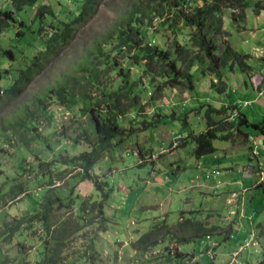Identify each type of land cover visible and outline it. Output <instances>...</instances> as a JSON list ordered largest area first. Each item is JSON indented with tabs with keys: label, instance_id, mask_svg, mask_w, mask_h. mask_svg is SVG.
<instances>
[{
	"label": "rangeland",
	"instance_id": "rangeland-1",
	"mask_svg": "<svg viewBox=\"0 0 264 264\" xmlns=\"http://www.w3.org/2000/svg\"><path fill=\"white\" fill-rule=\"evenodd\" d=\"M57 1L61 5L65 4L63 0ZM136 1L102 0L97 14L72 37L71 41L60 48L61 51L58 55L50 58L43 70L29 82L15 100L6 99L4 91L10 86L16 70L24 68L28 63L29 59L26 57V50L37 35L38 18L35 19L37 7L25 8L17 16L15 15L17 19L20 18L29 26L26 29V33L18 34L20 30H23V27L19 24L17 26L11 25L0 32V71L6 70L10 74V78L7 81L0 79V128L6 131V128L3 127L4 119L24 105L28 106L29 112H34V116L38 117L37 121H35L29 116L36 122L37 128L34 131H31L28 126V118H26L25 131L23 133L13 134L2 130V133H0V165L4 166L3 171L5 168L8 172L9 170L12 171L14 161L18 160L19 152H23L24 159L29 164L51 162V166H56L59 169L56 170L57 173H53V176H56L61 171L67 172L63 179L51 181V186H47L45 183L34 185L32 179L28 178L31 177L32 173L26 172V180L28 182L29 180L31 181L29 186L26 185L25 194L27 197L24 198L23 195H19L15 201L10 200L8 196L6 200L0 197V223L4 219L3 225L12 218L25 219V208L28 207L26 205L32 199L30 197L36 196L42 201L43 193L49 190L47 187L50 190L58 189L60 190L59 193L62 192L64 194L72 188V192L68 194L76 202V205L73 208L60 205V207L53 210L50 216L49 229L51 233L59 232L60 229L58 227L61 224L63 226L68 224L66 226V234L79 229L76 233L67 236L65 243L68 247L64 249L62 254L66 257V260L61 261L60 264H88L87 261L91 259L93 253L95 256L94 264H165L162 257L164 251H167L166 248L169 251H174L176 248L180 252L188 253L190 258L188 260L185 259L184 264H210L214 260L212 252L206 254V247L201 243L205 236L190 235L191 230L188 229V234L186 235L190 236H186L188 238L185 240L184 234L180 235L176 229H179L178 224L180 223L178 211L183 208V202L181 201H185L186 197L192 195L193 191L189 188L190 180L200 173L196 168L197 159L192 154L195 146L188 137L191 133L198 134L205 128V120L200 115L204 111L200 112V105L209 103L215 107L220 106L217 93L213 90L210 91V89L200 92H186L182 88H165L162 96L157 97L152 90H150L151 94H148L146 90L142 94L141 107L134 112L135 118L139 117L142 122L139 125L141 130L138 129L137 134L123 143L116 152H113L115 151L113 148H111L113 150H108L107 153L103 154V158L93 166V171L98 181H104L109 186H115L112 194L113 190H109L108 187H103V193L97 190L92 180L78 183L75 176L81 172L82 168H72V166L69 167L66 164L69 160L80 156L90 149L87 142L90 141L93 144L96 140L91 115L92 112L93 114L104 113V110H102L104 102L103 105H98L100 97H102L100 93L94 91L92 87L89 88V91L84 87L86 99L84 100L82 95L84 101H79V106L72 108L66 107L65 104L58 105V101H45V106H37L38 111L32 103L35 97L38 95L43 96L46 90L52 91L55 88L54 86L61 80L62 75L81 60L86 52L91 51L103 35L112 30L119 17L133 10L139 4L133 6ZM205 1L195 0L194 3L199 5L200 2L203 3ZM246 1L254 2V0ZM142 2H145V0H142ZM6 4L5 0H0L1 9L6 8ZM69 5L67 10L69 12L74 11V5L71 1ZM249 9L250 7L244 10L245 16L250 14ZM237 14L238 11L232 13L229 10H225L223 13V28L232 33L230 42L235 45L237 50L243 51V40L236 34L235 26L232 25L235 22V24L239 23V26H244V21H240L237 17L234 19ZM56 18L62 19L63 17L57 15ZM249 25L253 27V22H249ZM182 27L181 23H177V30L173 29L175 33L168 26L164 28L156 27L153 32L156 36L157 46L169 48L168 46L173 45L175 41L181 44L186 33V30H181ZM236 28H239L238 25H236ZM226 33L228 35V32ZM210 34V39L215 41L218 47L222 46V38L227 37L226 34L221 36ZM41 37L43 36L38 39H43ZM12 38L15 39L11 40ZM238 41L241 44H238ZM235 42L237 44H234ZM112 46L103 44L101 48L105 54H108ZM2 48L11 50L12 57H5L7 55L2 57ZM31 49L33 53L37 52L36 48L31 47ZM106 57V55L99 56L95 59V56H91L89 59L96 60L98 65H103ZM115 58L122 68L127 69L129 72V81L132 84H134L133 81L142 84L144 81L147 82V79H152L149 75H143L137 68H133L130 65V58L127 56L117 55ZM110 60L109 58L108 63H110ZM191 73L194 75L196 83L201 78L200 65L195 64L191 69ZM108 75L112 74L109 73ZM252 75L250 78L253 77ZM161 81L162 79L156 78L154 84L157 85ZM79 92H82V90H79ZM247 93H249V97L251 95L255 97L250 86L248 90L244 91V94ZM80 94L75 96L77 102L78 98L81 97ZM80 104L82 105L81 111ZM186 115L188 118L187 122L184 123ZM46 116H51L52 122H49ZM219 118L214 117L216 120ZM82 133H84L83 136ZM234 137L237 138L235 135L230 140ZM183 139L189 141L185 148H183V145H178L174 155L169 156L170 151L158 155L161 149L166 150L173 142H183ZM74 140H77V143L73 145L72 142ZM141 147H143L141 150L145 153L157 156L158 161L154 160V164L160 163L156 176L164 181L159 184L162 193L158 196L151 194V191L156 194V190H147L149 185L146 184V179L150 185H154L151 180L152 164L138 165L140 162L138 158L140 157L136 152ZM134 151L136 152L134 153ZM243 156H246V150ZM174 159L177 160L176 163H174ZM206 159L204 156L201 160ZM146 160L152 159L151 157H146ZM181 164L184 168L177 172V166H181ZM0 173L3 174V172ZM20 174H12L10 178L9 176L4 179L0 178V186L1 188L3 187L1 190H5L8 185L16 186L23 182L24 180L21 179ZM107 174L108 177L106 176ZM236 178L240 180L238 177ZM104 183H102L103 186ZM178 189L181 191L177 192ZM182 190H184V193ZM107 192H110L108 198L103 196ZM0 195L2 194L0 193ZM175 199L178 200L171 207ZM86 200L91 204H89L87 210L82 212L80 204ZM101 203L106 206V214L99 216L98 208ZM71 204H68V206L70 207ZM27 218L29 219L30 217L27 216ZM13 221L15 224L14 219ZM39 221V219H35L32 225L30 224L31 221H29L26 228H31V231L27 229L24 242L21 243L16 240V235H19V232L15 234V239L11 244L5 246L0 241V248L3 249L0 253L7 257L8 261L6 264H35L38 261V255L43 251V237L46 238L47 236L43 231V224H40ZM184 228L187 229V227ZM150 231H156V234L151 237L149 244L144 248L132 246V243ZM32 233L35 234L33 235ZM210 237L212 240H216L215 235ZM49 245L51 246L53 243ZM91 245L94 247L95 252L89 249ZM236 247L233 248V244H221L219 251L225 253V255L220 254L219 256L229 258L226 253H230ZM83 252H86V255H83ZM195 256L197 257L196 260L193 259ZM241 256L237 258L238 261H240ZM21 259L22 262L20 261ZM257 260L256 255L250 256L248 263L254 264ZM219 263L220 260L217 259L216 264Z\"/></svg>",
	"mask_w": 264,
	"mask_h": 264
},
{
	"label": "trees",
	"instance_id": "trees-1",
	"mask_svg": "<svg viewBox=\"0 0 264 264\" xmlns=\"http://www.w3.org/2000/svg\"><path fill=\"white\" fill-rule=\"evenodd\" d=\"M8 1L10 2L12 10L0 9V32L5 28H9L11 25L17 26L19 24L24 30H21L18 34L26 33V29L29 26L20 18H16L17 14L26 7L36 6L35 19L38 18V29L36 32L38 36H35V40H32L26 50V57L29 59L28 65L26 64L24 68L16 70L10 86L4 91L6 99L15 100L20 96L29 82L43 70L50 58L58 55L61 51L60 48L71 41L72 37L97 14L102 0H69V2L71 1L75 5V9H78V13L75 16H72L73 11L69 12L67 10L70 6L69 2L68 4L61 5L57 0V4L55 0ZM194 1L145 0V2H142V0H137L133 6L139 4L133 10H131L132 7L130 9L131 11L128 10L129 12L119 17L112 27V30L103 35L91 51L86 52L81 60L74 64L67 73L62 75L61 80L54 86L55 88L52 91L46 90L43 96L38 95L32 100L33 105L38 110V105L45 106V101H58V105L65 104L69 108L77 107L79 106V101L86 99L85 89L89 91L90 87L102 96L100 97L98 105H103L104 102V107L102 108L104 113L93 114L92 112L91 115L92 126L96 137L95 142L93 144L90 141L87 142L90 151H85L80 156L66 162L69 167L82 168L81 172L75 176L77 177L78 183L92 180L94 187L102 193L103 187H108L109 190H115L114 186H109L104 181L101 182L96 179L97 177L93 171V166L103 158L104 153H107L111 148L115 150L113 152H116L123 143L134 137L141 130L139 125L142 122L139 117L135 118L134 112L141 107L142 94L146 90L148 94H151L150 90H152L157 97L162 96L165 88H182L186 92L195 91L196 83L194 81V75L191 73V69L195 64L200 65L201 75L211 76L215 79V82H211V89L217 94H224L228 89L223 79V71L232 72L235 67H238L241 73L250 74L252 70V67L248 64L250 55L238 53L225 42H221L222 46L218 47L217 43L210 39V33L220 36L227 35L223 29V13L225 10H229L232 13L238 11L234 19L237 17L240 21H244V10L251 7L255 14H259L260 11H264V1L206 0L202 6L194 5ZM57 15L63 18H56ZM177 23L182 24L183 27L181 30L187 28L192 30V32L187 37H183L184 40L181 44L175 41L173 45L168 46L169 48L157 46L156 36L153 30L156 27L164 28L168 26L173 31L174 28L176 29ZM238 27L240 28L239 25ZM40 35L43 36L41 37L43 39H38ZM14 39L12 38L11 40ZM103 44L113 45L112 49L108 51V54L103 52L101 48ZM31 47L36 48L37 52L33 53ZM1 50L3 53L2 57L5 55H7L5 57H12L11 50ZM217 52L219 53L217 54ZM105 55L107 57L103 65H98L96 60L89 59L91 56H95L96 59V57ZM117 55L130 58V65L133 68H137L143 75H149L152 79H147L148 81H144L142 84L133 81L134 84H132L129 81L130 75L127 69L122 68L117 62L115 58ZM109 58L111 59L110 63H108ZM109 73L112 75L109 76ZM9 78V72L6 70L0 71L1 80L7 81ZM156 78L162 79L157 85L154 84ZM79 90H82V92H79ZM76 93L77 95L81 93L78 102L75 97L77 96ZM82 95L84 96V100ZM232 108L224 107L218 109L208 104L200 105V112L204 111L200 115L205 120V129L198 134L191 133L188 137L190 142L195 146L193 149L195 158L213 153L215 151L213 142L216 139L228 141L231 135H233V132H241L240 128L252 126L261 129V126L264 125V123L261 125L249 124L240 112L237 122L233 123L229 120ZM81 109L82 105L80 111ZM29 116L37 121L38 117L34 116V112H29L28 106L24 105L19 110L10 114L8 118L4 119L3 127L6 128V131L12 132L13 134L23 133L25 131L26 118H28V126L31 131H34L37 128L36 122ZM214 116H221V119L214 120ZM46 117L49 122H52L51 116ZM187 118L186 115L184 123L187 122ZM2 130L0 128V133H2ZM183 140V142L178 143L179 146L187 144V139ZM72 143L73 145L76 144L77 140H74ZM23 155V152H19L18 160L14 161L12 171L9 170L8 172L6 168L3 171L4 166L0 165V172H3V174L0 173V178L4 179L8 176L10 178L12 174L21 173L19 176L24 180L16 186L8 185L5 190H1L3 187L1 188L0 186V193L2 194L0 197L5 200L7 196L12 201H15L19 195H23L24 198L27 197L25 189H27L26 185L29 186L31 181L29 180L28 182L26 180V172L32 173L30 175L31 177L28 178L32 179L34 185H42L45 183L47 186H51V181L53 180L59 181L63 179L67 173L61 171L56 176H53V173H57L56 170L59 169L56 166H51V162L29 164L25 161ZM144 155L139 153L141 160H144L139 163V166L149 163L153 164L151 160H146ZM147 155L150 157L149 154ZM106 176L108 177V174ZM102 183H104V186ZM47 189L49 190L43 193L42 201L40 198H36V196L30 197L32 199L30 202L28 201L29 203L26 205L28 207H24L25 219L12 218L3 225L4 219L0 223V231H2L0 241L5 246L11 244L15 239V234L19 232L20 234L16 235V240L21 243L24 242L26 240L25 233L27 229L31 231V228H26L29 221H31L30 224L32 225L35 219H39L40 224H43V231L47 236L46 238L43 237V251L38 255V261L35 264H60L61 261L66 260V257L62 254L64 249L68 247L65 243L67 236L76 233L79 229L66 234V226L68 224L65 226L61 224L58 227L60 229L57 232L58 234L56 232L51 233L49 229L50 216L53 210L60 207V205L62 207L66 205L68 208H73L76 202L68 194L72 192V188L66 194L59 193L60 190L58 189L50 190L49 187ZM114 190L111 194L114 193ZM109 193H104L103 196L108 198ZM68 204H71V206L69 207ZM89 204L91 203L88 200L80 204L82 212L87 210ZM105 209L106 206H104V203H101L98 208L99 216L104 213L106 214ZM27 216L30 218L28 219ZM180 218H183V216H180ZM13 219L15 220V224ZM178 227L179 229H176V231L180 235L184 234L185 240L188 238L186 236H199L216 230V227L203 228L198 222H192L189 219L181 221ZM184 227H187V229ZM188 229L191 230L190 235H186L188 234ZM32 234L34 235L35 233ZM154 234H156V231L143 234L136 242L132 243V246L136 248L141 246L144 248L150 243L151 237ZM207 237L210 239V236ZM205 242L211 244L214 241L206 240ZM50 243H53V245L50 246ZM201 243L205 247L208 246L203 241ZM89 249L95 252L92 245ZM1 250L3 249L0 248ZM166 250L162 257L165 264H184V260L190 258L188 253L180 252L176 248L174 251H169L168 248ZM83 255H86V252H83ZM94 257L93 253L87 263L94 264ZM7 261V257L3 253H0V264H6ZM20 261L22 262V259ZM254 264H264V255L263 258L257 260Z\"/></svg>",
	"mask_w": 264,
	"mask_h": 264
},
{
	"label": "crops",
	"instance_id": "crops-1",
	"mask_svg": "<svg viewBox=\"0 0 264 264\" xmlns=\"http://www.w3.org/2000/svg\"><path fill=\"white\" fill-rule=\"evenodd\" d=\"M5 1L7 3L5 9L12 10L10 2L8 0ZM63 1L64 3L69 2V0ZM256 1L258 0H254V2ZM194 5L196 4L194 3ZM202 5L203 3L200 2L196 6ZM73 9L72 16H75L78 13V9H75V5ZM249 10L250 14L245 16L244 26H240L237 29L236 25H239V23H232L231 20L232 25L235 26L236 34L243 40L244 50H237L235 45L230 42L232 33L224 28L228 35L222 38V42L229 44L238 53L250 55L248 64L252 67V70L250 74L241 73L238 67H235L232 72L223 71V79L228 89L224 94H218L220 106L213 107L218 109L233 107L229 118L233 123L237 122L240 112L249 124L261 125L264 123V11L255 14L253 8L250 7ZM249 22H253V27L249 25ZM183 30H186L184 37H187L192 32V30L187 28ZM234 44H237V42ZM238 44H241V42L238 41ZM251 75L253 76L252 78H250ZM211 82H215L213 77L201 75V78L196 81L195 91L200 92L208 89L212 91ZM249 86L255 97H252L251 94V97H249V93L244 94V91L248 90ZM206 104L210 105L209 103ZM216 117L221 119V116ZM240 131V133L233 132L232 136L236 135L237 138L234 137L232 140L220 141L216 139L213 142L215 151L204 155L207 158L206 160H201L204 156L195 158L198 162L196 168L200 173L190 180L189 188L193 191L192 195L186 197L185 201H181L183 202V208L178 211L180 223L184 219H189L193 220V222H198L203 228L216 227L214 232L200 233L201 235H199L202 237L206 236L202 240L204 244L207 243L205 242L206 240H212L211 237L209 239L207 236H216V240H212L214 242H211V244L207 243L208 246L206 247V254L212 252L214 255V260L210 264H216L217 259L220 260L219 264H250L248 263L250 256L256 255L259 260L264 255V184L261 185L264 182V125L261 126V129L248 126L240 128ZM178 143L176 141L170 145L169 148L174 150L169 148L166 150L161 149L158 155L167 151H170L169 156L174 155ZM143 147L137 152L134 151V153L136 152L138 155L139 153L145 154L144 158L148 157L147 154L150 155L153 163L151 180L154 185H150L146 179V184L149 185L147 190H156V194L153 191H151V194L158 196L162 193L159 184L164 181L156 176L160 163L154 164L157 156L145 153L141 150ZM245 150L246 156H243ZM138 159L140 162L144 161L141 158ZM176 162L177 160L174 159V163ZM250 164L256 174L249 172L248 166ZM183 168L182 164L177 166V172L183 170ZM215 173H218V175L213 178ZM180 191V189L177 190V192ZM182 192L184 193V190ZM146 194L148 193L146 192ZM177 200H173L171 207ZM180 216H183V218H180ZM221 244H233V248L237 247L231 250L230 253H226V256H229V258H226L225 256H219L220 254L225 255V253L219 251ZM240 255L242 256L240 261H238L237 258ZM193 259L196 260L197 257L195 256Z\"/></svg>",
	"mask_w": 264,
	"mask_h": 264
},
{
	"label": "built area",
	"instance_id": "built-area-1",
	"mask_svg": "<svg viewBox=\"0 0 264 264\" xmlns=\"http://www.w3.org/2000/svg\"><path fill=\"white\" fill-rule=\"evenodd\" d=\"M248 170H249V172L250 173H255L256 174V172H255V170L253 169V166L250 164L249 166H248ZM218 175V173H215V175L213 176V178H215L216 176ZM262 175V174H261ZM263 180V179H262ZM264 181V180H263ZM262 181V182H263Z\"/></svg>",
	"mask_w": 264,
	"mask_h": 264
},
{
	"label": "clouds",
	"instance_id": "clouds-1",
	"mask_svg": "<svg viewBox=\"0 0 264 264\" xmlns=\"http://www.w3.org/2000/svg\"><path fill=\"white\" fill-rule=\"evenodd\" d=\"M97 179V178H96Z\"/></svg>",
	"mask_w": 264,
	"mask_h": 264
}]
</instances>
